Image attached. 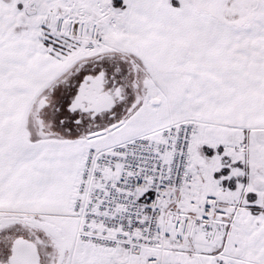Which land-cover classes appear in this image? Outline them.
<instances>
[{
	"label": "snow or ice",
	"instance_id": "snow-or-ice-1",
	"mask_svg": "<svg viewBox=\"0 0 264 264\" xmlns=\"http://www.w3.org/2000/svg\"><path fill=\"white\" fill-rule=\"evenodd\" d=\"M0 264H264V0H0Z\"/></svg>",
	"mask_w": 264,
	"mask_h": 264
}]
</instances>
